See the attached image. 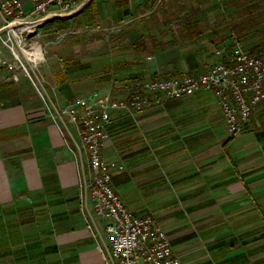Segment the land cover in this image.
<instances>
[{"label":"crops","instance_id":"0c3cea01","mask_svg":"<svg viewBox=\"0 0 264 264\" xmlns=\"http://www.w3.org/2000/svg\"><path fill=\"white\" fill-rule=\"evenodd\" d=\"M77 1L33 35L45 97L23 70L0 65V264H116L106 220L79 186L80 137L61 105L203 71L232 32L264 53V0H218L232 13L223 23L216 10L193 17L196 0L180 14L172 3L157 14L150 0ZM106 128L102 153L124 165L112 187L136 215H155L184 264H264V100L236 136L208 89L116 109Z\"/></svg>","mask_w":264,"mask_h":264},{"label":"built area","instance_id":"2783aa9c","mask_svg":"<svg viewBox=\"0 0 264 264\" xmlns=\"http://www.w3.org/2000/svg\"><path fill=\"white\" fill-rule=\"evenodd\" d=\"M31 10H26L21 0H4L0 5V30L6 29L4 39L13 59L3 60L9 68L19 67L45 97V78L41 62L45 49L30 34L38 33L49 18L63 16L74 11L77 0H34ZM8 15L13 17L8 18ZM231 41L214 49L219 59L207 69L185 72L168 77H147L133 80L128 87L129 98L113 99L110 93L79 96L61 105V111L76 128L80 137L78 148L81 155L79 186L86 198H91L97 215L106 220V231L111 244V256L116 264H184L175 251L170 235L153 214L136 215L112 187L114 169L124 165L102 153L109 136L107 123L116 109H141L161 103L164 99L192 94L199 89L215 92L228 124V134L235 136L243 131L251 115L264 100V54L246 45L234 32ZM14 41L18 42L17 47ZM40 54H33L35 45ZM31 64L21 59L19 51ZM21 69V68H20ZM21 69V70H22Z\"/></svg>","mask_w":264,"mask_h":264},{"label":"rangeland","instance_id":"374dc122","mask_svg":"<svg viewBox=\"0 0 264 264\" xmlns=\"http://www.w3.org/2000/svg\"><path fill=\"white\" fill-rule=\"evenodd\" d=\"M156 1V3H157V5H158V8H157V10H156V13L158 14L159 13V11L160 12H162L161 14H164L163 13V7L165 6V5H167V6H169V4L170 3H172L173 4V6L174 7H176L177 6V9L178 10H180V2H186L187 3V6L188 7H191V5L192 4H197V3H194V0H155ZM198 3H203L204 4V6H203V8L201 9V7H200V9H198V10H196V11H192V15H193V17H195V18H199V19H201V18H206L207 17V15H208V12L209 11H212V10H216V6H217V4L219 3V1L218 0H196ZM220 1H222V2H224L223 0H220ZM228 1V0H227ZM230 1V0H229ZM232 1H234V0H232ZM223 4H225V3H223ZM198 5V4H197ZM193 6H196V5H193ZM162 8V9H161ZM193 10V9H192ZM221 10H222V12L220 11L219 12V9H217L216 11H218L219 13L216 15L221 21H220V23H223V21H226L227 20V18L228 17H230V15L232 14L231 13V11L226 7V8H224V9H222L221 8ZM181 11H183V10H180L179 11V14L181 13ZM228 14H229V16H228ZM142 16H147V15H142ZM141 16V17H142ZM133 18H135V20H136V18H139V17H133ZM144 18V17H143ZM140 20V19H139ZM204 25H205V23H203V25L202 24H199L198 25V28H203L204 27ZM105 29H106V33L108 34V36L109 35H111V34H115V33H117V32H120V31H118V25H108L107 27H105ZM38 31V30H37ZM6 33V29H3V30H0V55L2 56V58H3V60H6V61H8V60H10V59H13L14 58V56L12 55V52H11V50H10V48H9V46L7 45V42H5L4 41V39H5V37H6V35L7 34H5ZM33 35H34V33H32V34H30V37H33ZM33 39H35V38H33ZM150 43H151V41H150ZM14 44H15V46L17 47V45H18V42L17 41H14ZM150 45V44H149ZM44 47V46H43ZM5 51H7L8 53L6 54L5 53ZM19 51V54H20V57H21V59H23L24 60V62L25 63H27V65H28V62L31 64V62L29 61V59H27V57L25 56V54H23V52L21 51V50H18ZM17 64L19 65V67L22 69V65H20L21 64V62L18 60V58H17ZM45 61H46V59H45ZM44 60L41 62V63H43V62H45ZM0 65H5V63L4 62H2ZM40 68H41V66H40ZM23 70V69H22ZM24 71V70H23ZM43 70L41 69V72H42ZM43 73V72H42ZM88 96H91V95H88ZM71 102V101H70ZM242 132V131H241ZM240 132V133H241ZM239 134V133H238ZM238 134H236V135H238ZM235 135V136H236Z\"/></svg>","mask_w":264,"mask_h":264},{"label":"bare ground","instance_id":"6f19581e","mask_svg":"<svg viewBox=\"0 0 264 264\" xmlns=\"http://www.w3.org/2000/svg\"><path fill=\"white\" fill-rule=\"evenodd\" d=\"M40 52H41V47L39 46V45H35L34 46V48H33V50H32V53L33 54H40Z\"/></svg>","mask_w":264,"mask_h":264},{"label":"trees","instance_id":"16d2710c","mask_svg":"<svg viewBox=\"0 0 264 264\" xmlns=\"http://www.w3.org/2000/svg\"><path fill=\"white\" fill-rule=\"evenodd\" d=\"M149 2L151 3V6H153V5L156 3L155 0H150ZM258 2L260 3L261 0H258ZM257 52L260 53V54H264V53L260 52L259 50H258ZM155 77H156V76H155Z\"/></svg>","mask_w":264,"mask_h":264},{"label":"water","instance_id":"95a60500","mask_svg":"<svg viewBox=\"0 0 264 264\" xmlns=\"http://www.w3.org/2000/svg\"><path fill=\"white\" fill-rule=\"evenodd\" d=\"M56 17H60V16H54V17H51V18H49V19H53V18H56ZM49 19H48V20H49Z\"/></svg>","mask_w":264,"mask_h":264}]
</instances>
